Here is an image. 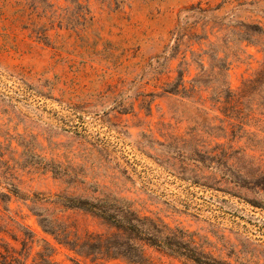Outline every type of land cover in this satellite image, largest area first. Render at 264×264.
Returning <instances> with one entry per match:
<instances>
[{
  "label": "rangeland",
  "instance_id": "374dc122",
  "mask_svg": "<svg viewBox=\"0 0 264 264\" xmlns=\"http://www.w3.org/2000/svg\"><path fill=\"white\" fill-rule=\"evenodd\" d=\"M197 2L222 3L220 16L264 27V0H0V180L5 171L22 191L52 196L113 192L195 232L216 255L264 264V206L255 205H264V190L238 193L226 166L199 162L225 151L244 174L264 173V100L248 91L264 63V34L256 44L237 40L238 29L227 31V44L219 40L235 98L226 106L207 92H164L177 60L155 71L179 15ZM234 106L247 118H230ZM59 215L81 234L110 231L90 213ZM18 223L35 234L26 264L43 238L56 264H130L72 260L22 200L12 198L8 210L0 200V237L20 248ZM146 254V264H182L154 248Z\"/></svg>",
  "mask_w": 264,
  "mask_h": 264
},
{
  "label": "trees",
  "instance_id": "16d2710c",
  "mask_svg": "<svg viewBox=\"0 0 264 264\" xmlns=\"http://www.w3.org/2000/svg\"><path fill=\"white\" fill-rule=\"evenodd\" d=\"M222 6V3L210 7L197 2L185 8L179 15L178 23L170 33L169 42L158 55L161 62H158L155 69L159 74V66L177 60L173 69L175 75L162 86L164 92L185 97L207 92L208 98L215 103L226 106L234 102V93L227 81L230 62L227 52L221 49L222 43H219V40L227 44L229 42L227 33L238 29L237 40L256 44L254 36L263 35L264 27L260 23H246L231 16L227 18L220 16L218 12ZM223 17L226 19H222ZM222 31L224 33L220 36L219 33ZM250 87L248 90L250 93L257 92L260 99L264 100V63L258 70L257 77L252 79ZM229 117L239 121L247 118V113L240 106H234ZM1 144L0 142V163L4 156ZM225 156L226 152L222 151L220 154H209L199 159V162L205 164L206 160H209L226 166L229 172L227 179L238 188V193H241L242 189L250 190L254 186L264 190V173L259 172L256 175L253 173L252 176H248L228 164ZM57 168L50 165L46 170L57 174ZM3 173L4 180H0V200L5 209H9L12 198L22 200L36 217L43 232L76 255L72 260H76L77 257L90 261L123 259L130 264H146L148 260L146 248L150 247L180 259L182 264H247L232 262L214 254L206 247L205 241L197 238L195 232L180 225H170L158 216L141 213L133 201L125 196L113 192H103L100 195L62 192L53 196L38 191L26 193L18 183L5 175L7 172ZM255 202L257 206H264L262 201ZM66 210L90 213L100 218L110 231L78 233L59 215ZM18 226L22 235L14 234L12 238L16 242L19 241L21 247L17 248L0 237V264L27 263L30 256L27 248L32 246L28 244L34 243L35 234L22 223H18ZM42 241V248L36 252L32 264H56L52 260L54 245L45 238Z\"/></svg>",
  "mask_w": 264,
  "mask_h": 264
}]
</instances>
